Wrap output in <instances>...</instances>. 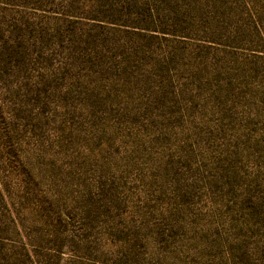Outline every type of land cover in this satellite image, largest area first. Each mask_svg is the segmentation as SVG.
<instances>
[{
	"label": "rangeland",
	"instance_id": "obj_1",
	"mask_svg": "<svg viewBox=\"0 0 264 264\" xmlns=\"http://www.w3.org/2000/svg\"><path fill=\"white\" fill-rule=\"evenodd\" d=\"M0 264H264V0H0Z\"/></svg>",
	"mask_w": 264,
	"mask_h": 264
}]
</instances>
